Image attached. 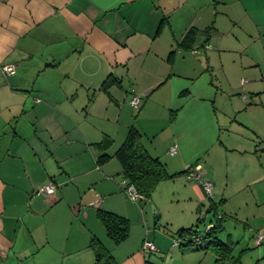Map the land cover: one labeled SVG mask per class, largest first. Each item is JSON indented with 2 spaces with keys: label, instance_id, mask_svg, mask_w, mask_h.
<instances>
[{
  "label": "crops",
  "instance_id": "1",
  "mask_svg": "<svg viewBox=\"0 0 264 264\" xmlns=\"http://www.w3.org/2000/svg\"><path fill=\"white\" fill-rule=\"evenodd\" d=\"M184 19L189 25L182 30ZM210 26V34L204 33ZM224 26L243 48L241 55L234 50L233 69L254 80L247 82L249 99L243 103L256 105L259 96L264 100V0H0V264H101L108 259L150 264L141 249L146 238L140 230L135 233L133 224L146 229L147 203L154 202L156 192L151 199H132L116 156L133 124L171 174L201 164L204 177L214 182L213 197L184 175L159 184L157 190L188 202L178 217L179 236L183 229L198 228L197 213L211 212L217 200L226 208L236 193L264 181L255 145L263 140L261 128L248 126L253 141L242 140L233 126L239 107H224L230 101L224 94L208 97L210 78H188L182 69L202 50L211 67L214 35L221 39ZM192 28L200 33L190 47L186 40ZM7 63L18 65L15 74L4 72ZM112 74L122 85H113L109 95L102 86ZM247 83L241 79L229 89L238 92V101ZM166 86L170 97L156 101L155 94ZM144 92L149 93L142 107H134L133 97ZM219 97H224V116L218 113ZM160 104L166 110L153 113L152 106ZM93 112L102 116L101 124L91 123ZM106 136L114 140L108 150L112 157L99 164L102 151L96 143ZM174 145L178 151L171 154ZM240 153L250 161L242 174L235 158ZM51 178L58 183L56 194L39 192ZM99 209L131 221L128 239L116 244L108 236ZM133 237L137 250L127 244ZM94 239L111 255L105 262L92 246ZM158 247L167 252V245ZM161 258L165 263L167 258Z\"/></svg>",
  "mask_w": 264,
  "mask_h": 264
},
{
  "label": "rangeland",
  "instance_id": "2",
  "mask_svg": "<svg viewBox=\"0 0 264 264\" xmlns=\"http://www.w3.org/2000/svg\"><path fill=\"white\" fill-rule=\"evenodd\" d=\"M184 20L185 21L182 22V24L184 25H182V30L185 29L187 25H189L188 19ZM214 37L215 38L213 45L215 44L214 47L217 46V48L210 52L212 63V65H210L211 67L209 68L207 60L205 62V56H203L205 51L202 50L200 55H195V60L191 59V61L187 63L182 69L185 76L188 78H190V76L197 75L198 79L202 82L204 81V76L210 78L211 86L213 89L206 92V95H209L208 97H215V95L217 94L223 96L224 94L227 95L230 99V101H226L230 105L224 103V107L228 109L231 108V106L235 108L239 107L236 116L237 120H235L233 126L235 128L234 134L243 137L242 140L247 142L253 141L251 139L252 132L249 130V128H247L248 126L261 128L263 132V140H261L259 143H256L255 145L256 147H258V154L261 156V161L264 168V107H262L264 105L262 101L264 100L263 98L260 100L259 96L254 100L256 101V105H250L246 102L243 103L244 100L247 101V99H249L248 94L250 92L247 82H250V79L251 82L254 81L252 75L242 72L239 73V71L233 69L232 63L234 62V57L236 56L234 50H236L241 55L243 48L240 45H237V39L235 38V36H233L231 29H229L228 27L224 26V28L221 30V34L219 36V38L221 39H216L218 37L216 33ZM203 40V38L200 39L199 43H202ZM220 42L222 43V49L218 48ZM209 47H212V45H210ZM198 58H200L201 61H198ZM188 78L183 77L181 78V81L193 80ZM241 79L246 81L247 86H245V89L243 87L240 88L242 100L238 101L240 100L237 98L240 97L238 92L229 89H231V86L234 82L237 83V81ZM128 82L129 80L127 81L126 87L129 86ZM250 89H253V87H251ZM262 89L264 90V86H262ZM170 91V86H166L161 89V91H158L155 94L154 99L158 102H161L167 99V95L170 97ZM149 92L137 94L140 96L142 95L145 100ZM223 98L220 99L219 97L217 102L218 113L223 112L222 116H224L225 114L224 111H227L224 107H221ZM258 106H261V109H255ZM166 108L167 107L163 104H160L156 107L152 106L153 113L161 112L163 110H166ZM94 115H96L97 117ZM94 115H92L94 121L92 120L91 123L101 124V121L104 120L101 118L102 116L98 114ZM134 115L136 117L139 116V110H135ZM145 123L150 124L151 121L146 118ZM211 138L212 135L210 139ZM240 154L241 155L235 158L236 162H238L239 164L237 165V168L239 169L238 173L242 174L244 173L243 169L248 167L247 164L250 163V161L249 156H247L246 154L242 155V153ZM163 186L164 185H162V187ZM155 192L156 193L153 198L154 202H148V206L146 207L148 213V226H146V229L142 227V223H137L138 220L137 222H135V224L137 223V225L133 224L135 233L139 232L140 230V234L143 235V238H146V241H154L157 246L163 244L167 245V252L165 251V254H163L164 252L161 253L148 251L144 249L143 245L141 246L144 255L149 259L150 264H163L164 260L161 258L163 256L167 258L164 264H174V262L175 264H215L217 259L215 258V254L212 251H209V253L206 254V251L204 250H196V245L181 246L179 244H176L177 239L181 238L177 234V230L179 229V225L181 224V220L178 219V217L182 213L184 208H188V202H185V200L181 201L175 199L170 191H164V189L162 188H159ZM139 202L142 203L143 200ZM217 202V214L215 213V211H211L209 213H197L194 223L199 224L197 228L199 232L205 234L208 226L216 224L220 215L224 216L226 211L231 212L230 215L226 216V218L223 220L224 228L221 231L217 232L218 235L222 237L223 240L227 244H229L230 248L232 249V256L224 264H264V243L259 244L257 242L258 236L261 234L264 235V181L258 183L255 186H251L246 190L236 193L228 200L226 208H224L223 206L226 202L219 203L220 200H217ZM158 215H160L161 217L158 220L159 224L156 225V216ZM205 216L208 217L207 220L200 221ZM194 227L196 228V225ZM147 229L150 230V233L148 234L146 232ZM188 235L189 234H186V236ZM185 240V238H181L182 242H185ZM127 244H129V247H131L132 249L137 250L139 248V246H136L137 242L134 237L130 241H127ZM181 248L186 249L185 251H181ZM184 256L187 257V261ZM94 264H98V261H95Z\"/></svg>",
  "mask_w": 264,
  "mask_h": 264
},
{
  "label": "trees",
  "instance_id": "3",
  "mask_svg": "<svg viewBox=\"0 0 264 264\" xmlns=\"http://www.w3.org/2000/svg\"><path fill=\"white\" fill-rule=\"evenodd\" d=\"M211 29L212 27L210 26L203 32L204 33L207 32L208 34H210ZM199 33H200L199 29H196V28H192L189 31L186 41L190 47L194 44L195 39ZM113 85L121 86L122 81L121 79L117 78L116 76L112 74L107 78V80L104 82L102 87H103V90L107 94L111 95L110 88ZM185 92H187V90H185L184 93ZM142 104H143V97H142ZM141 107L142 105L139 108ZM113 143H114V140L109 136H106L103 141L96 143V147H98L102 151V154L100 155L99 160H98L99 164H104L105 162L110 160L112 156L110 155L108 150L110 149ZM116 156L120 159L124 167V175L127 180L124 179L123 181L127 182L126 185H134L141 195L140 198H146V199H151L153 197L155 191L157 190L159 184L162 181L169 179V178H174L177 176L184 175L185 177V175L195 167V166H192L184 170L183 172L171 174L168 171L167 166L162 161V159L159 157H155L147 149L144 143V133L136 124H133L130 127L128 136L125 142L123 143V145L117 151ZM52 180L56 182L55 179L51 178L46 183ZM46 183H44L39 188V192H42L41 188ZM56 184H57V189H58V183L56 182ZM123 185L125 186L124 183ZM211 211H215V213L217 214V204L212 205ZM98 216L100 220L102 221V223L105 225L107 232H108V236L116 244H121L126 239H128V237L130 236V232H131V221L128 218L122 215H119L117 213L104 210V209L98 210ZM222 218H223V215H220L217 220V223L215 224V227L212 228L210 231H208V235L205 238L203 244L201 246H197L196 248L197 250L206 249V250L212 251L217 256V261L215 264H224L232 256V253H231L232 249L224 240L221 239V237L217 233L218 231H221L223 229ZM156 220H157L156 224L158 225V219L156 218ZM191 232H199V230L195 227L183 229L180 231V236L184 237L186 234H189ZM147 241H150V240H147ZM180 245L189 246L192 244L182 243ZM92 246L96 249L99 255L100 261L105 262L107 260V254L110 255V253H108V251L105 249L102 242L99 241L98 239H94L92 242ZM148 251H152V250H148ZM159 251H160V248L158 247V250L153 251V252H159ZM110 258L112 259V257ZM105 263L112 264L113 262L112 260L110 261L108 259L107 262Z\"/></svg>",
  "mask_w": 264,
  "mask_h": 264
},
{
  "label": "built area",
  "instance_id": "4",
  "mask_svg": "<svg viewBox=\"0 0 264 264\" xmlns=\"http://www.w3.org/2000/svg\"><path fill=\"white\" fill-rule=\"evenodd\" d=\"M17 67L18 65L15 63H7L3 66V70L6 74H15L17 72ZM132 104L136 107L139 108L142 105V97L140 95H136L133 100H132ZM178 148L176 145L172 146L170 149V153L171 154H175L177 153ZM185 178L188 180H195L198 181L202 184V186L204 187V189L206 190L207 194L210 197H213L214 194V184L211 180H208L204 177V174L202 172V165L198 164L196 165L191 171H189L186 175ZM123 183L125 184L127 191L129 192V194L131 195L132 199L137 200L141 197L140 193L138 192L137 188L134 185H126L127 182L123 181ZM57 190V184L54 180L46 183L42 188L41 191L48 194V195H52L55 194ZM215 227L214 225H209L206 233L202 234L201 232H191L189 233L188 236H184L181 238H185V242L181 241V238L177 239L176 244H192V245H196V246H201L205 240V238L208 235V231H210L212 228ZM257 242L259 244H263L264 243V235H259L257 238ZM144 249L147 250H152V251H157L158 247L152 242V241H146L145 245H144Z\"/></svg>",
  "mask_w": 264,
  "mask_h": 264
},
{
  "label": "water",
  "instance_id": "5",
  "mask_svg": "<svg viewBox=\"0 0 264 264\" xmlns=\"http://www.w3.org/2000/svg\"><path fill=\"white\" fill-rule=\"evenodd\" d=\"M158 218H160V215H158Z\"/></svg>",
  "mask_w": 264,
  "mask_h": 264
}]
</instances>
